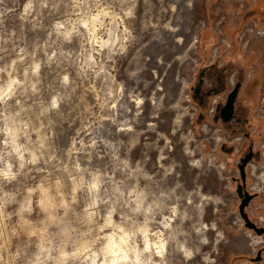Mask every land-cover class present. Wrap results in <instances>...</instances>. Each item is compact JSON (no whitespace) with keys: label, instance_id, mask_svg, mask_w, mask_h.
Masks as SVG:
<instances>
[{"label":"rangeland","instance_id":"obj_1","mask_svg":"<svg viewBox=\"0 0 264 264\" xmlns=\"http://www.w3.org/2000/svg\"><path fill=\"white\" fill-rule=\"evenodd\" d=\"M236 1L0 0V264H264L219 147L242 135L199 121L191 88Z\"/></svg>","mask_w":264,"mask_h":264},{"label":"flooded vegetation","instance_id":"obj_2","mask_svg":"<svg viewBox=\"0 0 264 264\" xmlns=\"http://www.w3.org/2000/svg\"><path fill=\"white\" fill-rule=\"evenodd\" d=\"M262 1L264 2V0H261V2ZM259 2L260 0H257L256 3ZM260 8L261 10H263L264 4H261ZM255 11L258 12L259 17L264 16V10L262 11L263 14H259L257 5L255 6ZM228 29H230L229 26H226L224 32H227ZM206 34V31H203L201 34L200 50H203L204 48L207 36ZM228 78L229 74H227V67L225 63H223L219 58H214L210 62H202L195 76V82L191 87L193 93V101L198 108V112L196 115L199 120H204V112L207 108H210L209 116L211 124L217 125L220 129H224L227 133L230 132V135H242V149L239 150L240 146L238 147V149H236V146L234 144H229L227 142H220L219 147L221 151L231 157L237 155L238 160L236 162V167L238 169V176L232 177V180L236 184V186L239 184L242 185L243 192L247 191L249 194L253 195L247 206L244 207V211L247 213L249 220L253 222L255 226L264 228V224L258 223L255 219L256 217L253 216V214H251L248 209L252 205L251 203L257 201L260 196L258 191H251L248 188V180H250V176L248 175V167L251 162H257L263 155V150L260 146L258 147L256 143L262 138L263 135L262 133L264 131V127L262 126L264 125V114H257V110L255 111V108L258 109L260 107V104L262 102L261 98L264 96V80L262 82L261 88H259L260 90L251 93L250 89L252 88L249 87V83H246V85L243 86L238 80L233 83L232 87H228ZM237 83H240V85L238 87V92L234 102V114L231 119L224 121L220 116L221 109L226 101L229 92L234 89ZM196 88L198 89V93H195ZM240 100L242 102H240ZM206 105L207 107L206 109H204ZM249 153H252V156L250 157V160L245 163L244 177L241 178L238 165L240 163V159L246 157V154ZM238 198L240 202L241 198L239 196ZM242 222L244 224L243 219ZM245 228L247 227L245 226ZM247 229L254 234H257L253 229ZM257 235L264 236V232ZM263 251L264 241L263 244L256 249L255 256L251 257V261H260ZM257 256H259L260 259L256 260Z\"/></svg>","mask_w":264,"mask_h":264},{"label":"crops","instance_id":"obj_3","mask_svg":"<svg viewBox=\"0 0 264 264\" xmlns=\"http://www.w3.org/2000/svg\"><path fill=\"white\" fill-rule=\"evenodd\" d=\"M256 2L257 0H243V4H240L236 1L232 14L227 13V21L217 27L211 26L212 33L216 35V45L213 48L217 51L215 58H219L227 68H230L229 77L232 83L236 80L243 86L249 83L250 87H253L251 93L257 91L260 71H264L263 63H259V60L260 62L264 60L261 55L264 54L262 50L264 49V24H262L264 16L259 17L258 13L256 14ZM251 12L255 14L248 16ZM250 17L253 19L249 20ZM226 26L232 29L231 33L224 32ZM258 30L263 31L257 35ZM253 166L258 167L257 164Z\"/></svg>","mask_w":264,"mask_h":264},{"label":"water","instance_id":"obj_4","mask_svg":"<svg viewBox=\"0 0 264 264\" xmlns=\"http://www.w3.org/2000/svg\"><path fill=\"white\" fill-rule=\"evenodd\" d=\"M239 85H240V83H237L235 85L234 89L231 92H229V94L226 98V101H225V103L221 109L220 116L224 121L231 119V117L234 114V102H235V98H236V95L238 92ZM195 93H198L197 88L195 89ZM251 156H252V153H249V154H246V157L240 159V163L238 165V168L240 170L241 178L244 177L245 163H247L250 160ZM235 190H236V193L238 194V196L241 198L239 205H238V211L240 213V216L244 220L245 226L247 228L253 229L257 234L263 233L264 228L255 226V224L249 220L247 213L244 211V207L247 206V204L249 203V201L253 195L249 194L247 191L243 192L242 191V185H240V184L236 186ZM258 259H260L259 256L256 257V260H258Z\"/></svg>","mask_w":264,"mask_h":264},{"label":"trees","instance_id":"obj_5","mask_svg":"<svg viewBox=\"0 0 264 264\" xmlns=\"http://www.w3.org/2000/svg\"><path fill=\"white\" fill-rule=\"evenodd\" d=\"M257 13V12H256ZM216 42V35L212 33V31L210 32L209 36H206V42L204 45L203 50H200V52L202 53V58H205L206 56H208V51L209 48ZM230 73V68H227V74ZM207 105L205 106L204 109H206ZM200 121V120H199Z\"/></svg>","mask_w":264,"mask_h":264},{"label":"bare ground","instance_id":"obj_6","mask_svg":"<svg viewBox=\"0 0 264 264\" xmlns=\"http://www.w3.org/2000/svg\"><path fill=\"white\" fill-rule=\"evenodd\" d=\"M146 247H147V248L149 247V242H148V241H146Z\"/></svg>","mask_w":264,"mask_h":264}]
</instances>
